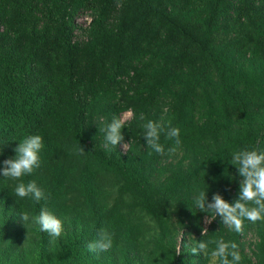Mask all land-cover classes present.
Masks as SVG:
<instances>
[{
    "label": "trees",
    "instance_id": "obj_1",
    "mask_svg": "<svg viewBox=\"0 0 264 264\" xmlns=\"http://www.w3.org/2000/svg\"><path fill=\"white\" fill-rule=\"evenodd\" d=\"M195 3L0 0V169L19 142L43 138L40 168L20 180L0 175V206L13 210L0 215V264H189L202 258L185 243L174 250L177 227L198 241L209 237L200 221L213 214L200 211L193 196L205 191L209 202L215 193L235 202L242 177L230 163L232 153L264 152V0H202L197 20L188 14ZM84 10L91 18L85 39H77L75 21ZM124 112L132 113L122 129L125 153L104 147L99 131ZM148 120L164 128L165 155L150 154ZM169 122L180 130L177 150L191 154V162L161 180L153 172L175 146L166 136ZM33 180L47 199L15 196L18 183ZM45 207L64 223L54 243L38 225L26 228L18 218ZM215 220L214 239L238 245L241 233ZM252 225L244 221V229ZM254 225L256 257L264 264V222ZM101 228L113 247L90 252L87 245Z\"/></svg>",
    "mask_w": 264,
    "mask_h": 264
},
{
    "label": "clouds",
    "instance_id": "obj_2",
    "mask_svg": "<svg viewBox=\"0 0 264 264\" xmlns=\"http://www.w3.org/2000/svg\"><path fill=\"white\" fill-rule=\"evenodd\" d=\"M144 119V115H140ZM125 117L113 118L111 123L100 128L104 133V147L120 146L124 141L122 129L124 128ZM144 139L151 153L165 155V148L160 143L161 132L164 128L161 124L148 120L144 125ZM180 130L171 127V122L167 128L166 136L168 139L175 140V146L168 149L169 155H174L180 145ZM127 143L123 144L126 149ZM43 148V138L40 135H31L26 137L18 146L13 149L16 153L3 161V168L0 169V175L13 180H20L25 175H31L36 169L41 167L40 151ZM3 147L0 146V153ZM85 152L81 146L78 154ZM230 163L238 169L240 180V190L238 199L229 203L219 193L212 196L211 202L208 201L207 192L198 191L193 196V202L200 211L212 213V217H206L205 223H211L216 217L222 218V223L229 230L236 233H243L244 221L252 224L264 222V152L258 150L242 149L234 151ZM15 196L19 198L31 197L39 202L47 199L44 191L37 185L36 181L28 183L20 182L15 187ZM19 220L27 228L29 223L39 226V230L47 233L51 237V242L61 237L64 232V223L46 207L42 208L37 216H30L28 212H21ZM208 229L204 228L202 234L206 235ZM28 236V235H27ZM215 247L209 252V245ZM113 247V237L104 228L98 233V238L90 241L87 248L90 252L98 253L109 251ZM239 246L235 242H225L222 238L218 240H199L191 246V253H203L208 260V264H240L242 256L238 250ZM231 257V259H229Z\"/></svg>",
    "mask_w": 264,
    "mask_h": 264
},
{
    "label": "rangeland",
    "instance_id": "obj_3",
    "mask_svg": "<svg viewBox=\"0 0 264 264\" xmlns=\"http://www.w3.org/2000/svg\"><path fill=\"white\" fill-rule=\"evenodd\" d=\"M201 4H202V0H196L195 5H193L189 11V17H192L194 20H197L199 18V13H200V8H201ZM40 10L45 8V4L39 2V6H38ZM91 18V12L89 10H84L82 12H80V14L77 16V19L75 21V25H76V30H75V35L77 39H85L86 37V31L85 29L88 26V23L90 21ZM228 34H221L219 36V39H221L222 41L226 40ZM255 64H253V66L251 67V71L252 74L255 73ZM216 80V76L213 75L212 76V82H215ZM211 86V85H210ZM166 103L163 102L162 105L164 106ZM163 111H165V107L163 108ZM263 113H261L262 115ZM71 115V114H70ZM75 116V115H74ZM124 116L125 117V122L130 120L132 118V113L131 112H124L122 114H120L118 117ZM70 127H72L74 129V123L73 120L70 119ZM70 129V128H69ZM90 141V140H88ZM127 143V147L126 149L123 148V144ZM129 147V143L127 141H122L120 146H117V148L125 153L127 151ZM186 151H183L181 149L177 150V152L174 155H168L165 156L163 159H161L160 163L158 164V170L153 172V176L154 177H158L161 180L169 175V171H173V170H177L181 167L186 168L188 167V165L191 162V154H188L189 156H187ZM169 165V166H168ZM174 166V167H173ZM173 167V169H172ZM126 199H128V197L125 196ZM13 212V210H6L4 208V205L1 204L0 206V215L7 213L5 215L10 216V213ZM211 218L210 215L208 214H203V216L201 217V221H200V227L203 230L204 228H207L208 231L206 234H208V238L203 239L205 241L207 240H217L214 239L213 235H212V229L214 228V226L217 225L216 220H212L211 223H205V219L206 217ZM4 218V217H3ZM3 220V219H2ZM216 229H218V227L216 226ZM202 233V231H201ZM175 235V246H174V250L176 252H179L182 247L183 244H188L189 246H193L194 243H196L198 240L196 239V236L194 235H184L182 233V229L178 228L176 229V233ZM182 238L184 241H182ZM259 240V236H258V232H257V226L256 225H252V226H248L246 229L243 230V233H241L240 238H239V242H238V246H239V251L241 253L242 256V260L240 262V264H262L256 257V253L258 252L257 250V243ZM214 244L209 245V252L214 249ZM190 249L191 248H187ZM231 258V257H230ZM204 259V260H203ZM189 264H208V260L204 257V255H202L201 259H197V257H194L193 259H191Z\"/></svg>",
    "mask_w": 264,
    "mask_h": 264
}]
</instances>
